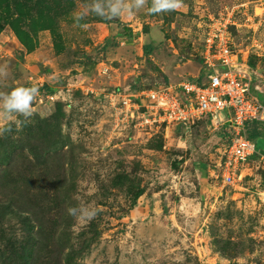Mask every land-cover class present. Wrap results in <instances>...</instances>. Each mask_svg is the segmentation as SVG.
I'll use <instances>...</instances> for the list:
<instances>
[{"label":"rangeland","instance_id":"374dc122","mask_svg":"<svg viewBox=\"0 0 264 264\" xmlns=\"http://www.w3.org/2000/svg\"><path fill=\"white\" fill-rule=\"evenodd\" d=\"M91 3L0 0L9 72L0 92L40 90L20 130L0 119L12 129L0 135V264H264V161L251 158L227 185L224 128L204 119L143 131L108 101L112 91L201 80L207 24L234 9L241 24L244 10L263 14L255 30H230L264 103L255 53L264 0H182L157 14L147 0L132 15L90 14L87 29L74 27L73 14ZM258 130L264 154V124ZM80 206L96 215L68 213Z\"/></svg>","mask_w":264,"mask_h":264},{"label":"built area","instance_id":"2783aa9c","mask_svg":"<svg viewBox=\"0 0 264 264\" xmlns=\"http://www.w3.org/2000/svg\"><path fill=\"white\" fill-rule=\"evenodd\" d=\"M234 11L212 17L207 24L202 46L205 73L201 80L108 94L118 120L143 131L172 126L189 130L204 119L224 128L228 145L222 177L227 185L234 184L239 168L251 158L264 161V154L257 152L247 131L248 124H264V103L252 92L251 69L236 51L230 30L243 26L255 30L263 14L253 16L244 10L245 23L241 24L234 20ZM255 53L264 58L263 42Z\"/></svg>","mask_w":264,"mask_h":264},{"label":"clouds","instance_id":"9594fccd","mask_svg":"<svg viewBox=\"0 0 264 264\" xmlns=\"http://www.w3.org/2000/svg\"><path fill=\"white\" fill-rule=\"evenodd\" d=\"M105 3L107 7H105ZM92 0L91 4L85 5L84 10H79L73 14L74 27L87 29V23H81L90 14H95L102 19L115 20L123 15H132L133 11L140 10L147 4V0ZM183 6L182 0H152V7L148 9L150 14H157L172 10H177ZM9 75L8 66L0 65V79H7ZM40 95V90L37 86L31 87L19 86L13 88L10 92H0V119L9 123H15L17 130H20L22 125L30 121V118L35 114L33 107L36 98ZM23 117V120L19 119ZM43 118V116H42ZM11 127L0 125V135L4 132H11ZM81 207V214L77 215V208L70 207L68 213L79 219H92L96 215V210L89 212Z\"/></svg>","mask_w":264,"mask_h":264},{"label":"trees","instance_id":"16d2710c","mask_svg":"<svg viewBox=\"0 0 264 264\" xmlns=\"http://www.w3.org/2000/svg\"><path fill=\"white\" fill-rule=\"evenodd\" d=\"M262 125V123L253 122L251 124L247 125V131L249 134V138L253 141H256L257 139H262L263 136L260 135V131L258 130V127ZM257 146V145H256ZM257 150H260L257 146Z\"/></svg>","mask_w":264,"mask_h":264},{"label":"bare ground","instance_id":"6f19581e","mask_svg":"<svg viewBox=\"0 0 264 264\" xmlns=\"http://www.w3.org/2000/svg\"><path fill=\"white\" fill-rule=\"evenodd\" d=\"M168 70V69H167ZM172 71V70H171Z\"/></svg>","mask_w":264,"mask_h":264},{"label":"crops","instance_id":"0c3cea01","mask_svg":"<svg viewBox=\"0 0 264 264\" xmlns=\"http://www.w3.org/2000/svg\"><path fill=\"white\" fill-rule=\"evenodd\" d=\"M255 143H256V141H255Z\"/></svg>","mask_w":264,"mask_h":264}]
</instances>
